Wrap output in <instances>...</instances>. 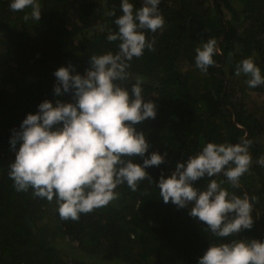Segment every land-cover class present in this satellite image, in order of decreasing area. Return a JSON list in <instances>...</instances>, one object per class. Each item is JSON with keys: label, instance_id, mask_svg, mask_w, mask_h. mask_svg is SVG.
I'll list each match as a JSON object with an SVG mask.
<instances>
[{"label": "trees", "instance_id": "obj_1", "mask_svg": "<svg viewBox=\"0 0 264 264\" xmlns=\"http://www.w3.org/2000/svg\"><path fill=\"white\" fill-rule=\"evenodd\" d=\"M130 2L134 11L143 6V0ZM38 3L40 20L25 22L24 12H13L10 0H0V264H198L212 244L264 241V104L248 106L246 100L247 93L264 98V85L249 88L243 73L235 75L236 65L251 57L264 76V0H161L164 29L143 30L148 40H155L154 51L145 49L133 58L130 78L119 83L131 95L135 77H146L142 98L156 111L154 119L134 126L144 133L148 152L123 159L143 165L157 152L164 162L145 169L148 178L137 191L126 182L119 185L116 200L81 214L79 221L61 220L55 199L49 203L34 197L32 189H14L8 175L15 160L10 137L44 100L71 102V94H54L55 70L71 64L74 74L83 75L93 55L119 52L121 41L107 37L118 32L121 0ZM113 11L115 15L108 14ZM211 38L217 40V66L202 73L195 66V49ZM244 140L251 141L252 163L236 187L223 172L205 175L193 186L206 190L215 179L223 181L229 198L248 193L254 221L250 230L218 237L189 215L192 204L177 208L163 202L157 186L161 174L170 176L208 142L234 145ZM80 252L90 259L81 260Z\"/></svg>", "mask_w": 264, "mask_h": 264}, {"label": "clouds", "instance_id": "obj_2", "mask_svg": "<svg viewBox=\"0 0 264 264\" xmlns=\"http://www.w3.org/2000/svg\"><path fill=\"white\" fill-rule=\"evenodd\" d=\"M160 2L143 0V6L134 11L130 0H121L123 14L115 20L118 32L107 37L109 41H121L119 52L93 55L91 66L83 75L74 74L71 64L59 67L54 72V94H71V102L44 100L35 114L26 115L19 130H12L10 146L15 160L8 175L14 189L17 192L32 189L34 197L49 203L55 199L61 220L79 221L81 214L106 207L118 198L116 189L125 182L131 191H137L139 182L148 178L145 169L164 162L157 152L145 158L143 165L123 159L144 157L148 152L144 133L134 126L154 119L156 111L152 102H144L142 98L146 77H135L131 95L119 83L130 78L128 69L133 58H140L145 49L154 51L155 40H148L143 30L156 33L164 29ZM9 8L24 12L25 22L41 18L38 0H10ZM216 52L215 38L197 46L195 66L202 73L217 66L213 60ZM242 73L249 88L264 85V76L251 57L236 65L235 75ZM250 145L249 140L234 145L206 143L186 165L178 163L170 176L161 174L157 186L163 202H171L177 208L192 204L189 215L198 218L207 231L218 237L250 230L254 223L253 208L247 194L243 198L235 195L229 198L227 190L221 188L223 181L218 183L215 179L206 190L193 186L205 175L214 177L223 172L236 187L251 166ZM230 163L234 166L225 170ZM198 264H264V241L239 239L212 244Z\"/></svg>", "mask_w": 264, "mask_h": 264}, {"label": "rangeland", "instance_id": "obj_3", "mask_svg": "<svg viewBox=\"0 0 264 264\" xmlns=\"http://www.w3.org/2000/svg\"><path fill=\"white\" fill-rule=\"evenodd\" d=\"M101 4L103 5V7L105 8V5H104V2L102 1ZM224 14L227 15L226 18L230 19V14L227 12V11H224ZM247 102H248V106H253V105H259V106H262L263 107V104H264V98L256 93H247V98H246ZM263 143H264V140H263ZM77 254H80V258H82L81 260H88L90 259L88 256L82 254L81 252L80 253H77Z\"/></svg>", "mask_w": 264, "mask_h": 264}, {"label": "water", "instance_id": "obj_4", "mask_svg": "<svg viewBox=\"0 0 264 264\" xmlns=\"http://www.w3.org/2000/svg\"><path fill=\"white\" fill-rule=\"evenodd\" d=\"M227 86H228V83H226V86H225V90L227 89ZM224 106H226L225 104H224ZM229 110H232V108L231 107H228V106H226ZM234 122H235V124H237V118H236V116L234 115ZM239 128H241V129H243L242 127H240V126H238ZM240 186V185H239ZM247 194V196L249 197V194L248 193H246ZM249 200H250V198H249ZM257 213H258V224H259V228H260V230L263 232V229H262V226H261V221H262V218H261V215H260V212L257 210Z\"/></svg>", "mask_w": 264, "mask_h": 264}]
</instances>
